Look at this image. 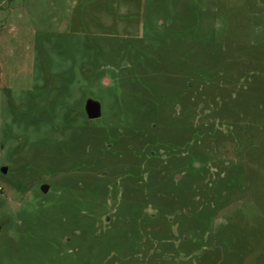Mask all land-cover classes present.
Returning a JSON list of instances; mask_svg holds the SVG:
<instances>
[{
	"label": "rangeland",
	"instance_id": "obj_1",
	"mask_svg": "<svg viewBox=\"0 0 264 264\" xmlns=\"http://www.w3.org/2000/svg\"><path fill=\"white\" fill-rule=\"evenodd\" d=\"M0 264H264V0H0Z\"/></svg>",
	"mask_w": 264,
	"mask_h": 264
},
{
	"label": "water",
	"instance_id": "obj_2",
	"mask_svg": "<svg viewBox=\"0 0 264 264\" xmlns=\"http://www.w3.org/2000/svg\"><path fill=\"white\" fill-rule=\"evenodd\" d=\"M85 110L89 118H96L100 116V104L98 101L93 99H87L85 104ZM1 171L6 172V167L1 166ZM48 188L47 184L42 185V189L45 191Z\"/></svg>",
	"mask_w": 264,
	"mask_h": 264
},
{
	"label": "flooded vegetation",
	"instance_id": "obj_3",
	"mask_svg": "<svg viewBox=\"0 0 264 264\" xmlns=\"http://www.w3.org/2000/svg\"><path fill=\"white\" fill-rule=\"evenodd\" d=\"M87 99H88V97L84 98V115L86 116V118H87L88 120H95V119L100 118V116H101V112H100V116H99V117H96V118H89V117H88V115H87V113H86V110H85V104H86ZM100 109H101V106H100ZM127 148L131 149V148H132L131 144H128V145H127ZM146 148H148V146H146ZM146 154H148V155H153L154 152H152V151L148 148L147 151H146ZM5 167H6V166H5ZM6 171H7V167H6ZM5 173H6V172H5ZM175 177H176V178H180L179 175H176ZM43 184H47V183H45V182H44V183H41V184H39V187H40L41 192L45 194V193L48 192L50 186L47 184V185H48V188L44 191V190L42 189V185H43ZM119 189H120V191H121L122 187H119ZM121 193H123V191H121ZM116 195H119V194L116 192ZM149 210H152V209L149 208ZM155 213H156V212H155L154 209H153V211H151L150 214H151V215H155ZM168 219H170V217H169ZM250 255H252V254H250V252H248V251H246V252L243 253V256H245L244 259L248 258Z\"/></svg>",
	"mask_w": 264,
	"mask_h": 264
}]
</instances>
